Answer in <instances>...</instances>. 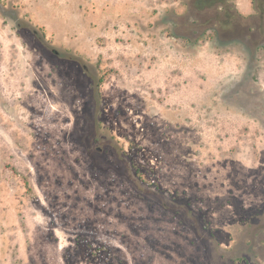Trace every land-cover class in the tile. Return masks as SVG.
Listing matches in <instances>:
<instances>
[{
    "label": "rangeland",
    "instance_id": "rangeland-1",
    "mask_svg": "<svg viewBox=\"0 0 264 264\" xmlns=\"http://www.w3.org/2000/svg\"><path fill=\"white\" fill-rule=\"evenodd\" d=\"M199 1L0 0V264H264V45Z\"/></svg>",
    "mask_w": 264,
    "mask_h": 264
},
{
    "label": "flooded vegetation",
    "instance_id": "flooded-vegetation-1",
    "mask_svg": "<svg viewBox=\"0 0 264 264\" xmlns=\"http://www.w3.org/2000/svg\"><path fill=\"white\" fill-rule=\"evenodd\" d=\"M201 10L207 11V25L211 30L221 28L225 36L236 37L245 44L264 45V0H251L252 12L231 10L229 0H200Z\"/></svg>",
    "mask_w": 264,
    "mask_h": 264
}]
</instances>
